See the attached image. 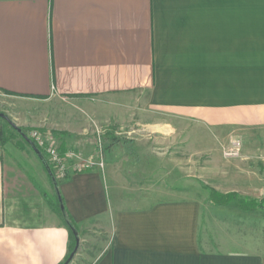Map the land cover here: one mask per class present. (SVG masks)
I'll return each mask as SVG.
<instances>
[{
  "label": "crops",
  "instance_id": "crops-1",
  "mask_svg": "<svg viewBox=\"0 0 264 264\" xmlns=\"http://www.w3.org/2000/svg\"><path fill=\"white\" fill-rule=\"evenodd\" d=\"M1 94L61 153L104 129L105 164L53 183L0 123V264L64 261L57 189L79 264H264V212L210 198H264V0H0Z\"/></svg>",
  "mask_w": 264,
  "mask_h": 264
},
{
  "label": "built area",
  "instance_id": "built-area-1",
  "mask_svg": "<svg viewBox=\"0 0 264 264\" xmlns=\"http://www.w3.org/2000/svg\"><path fill=\"white\" fill-rule=\"evenodd\" d=\"M103 133L104 129L94 128L95 153L87 157L72 150L61 153L55 140L40 131H31L27 137L43 155L54 179L59 181L66 179L73 173L103 170L105 164L102 140ZM221 154L226 160L239 158L241 154L240 140L237 138L229 140L228 144L222 147Z\"/></svg>",
  "mask_w": 264,
  "mask_h": 264
},
{
  "label": "trees",
  "instance_id": "trees-1",
  "mask_svg": "<svg viewBox=\"0 0 264 264\" xmlns=\"http://www.w3.org/2000/svg\"><path fill=\"white\" fill-rule=\"evenodd\" d=\"M7 125L9 126V124H7ZM21 133H22V131H21ZM51 179H52L53 183H55V180L53 179V177H51ZM210 198L216 205H222V206L227 205L229 202H235L237 208H239L243 211H253L256 209H264V207H263L264 198L260 202H255L252 200H245V199L238 198L237 195H235V194H227L224 196L219 195L212 190L210 191ZM47 203L49 204L51 210H53L57 214L59 220L61 221L62 226L65 228V230L67 231V234H68V252H67V256L65 257L64 261L61 263V264H64V262L67 260L69 255L74 250V247H75V236H74V234H76V233L78 234V229H77V226H76L75 222L73 221L72 217L69 215V213L65 209V206L63 204V200L60 196L58 189H57L56 204L54 202L49 201V200H47ZM60 205L63 206V209H60Z\"/></svg>",
  "mask_w": 264,
  "mask_h": 264
},
{
  "label": "rangeland",
  "instance_id": "rangeland-1",
  "mask_svg": "<svg viewBox=\"0 0 264 264\" xmlns=\"http://www.w3.org/2000/svg\"><path fill=\"white\" fill-rule=\"evenodd\" d=\"M0 96H1L2 99L7 98V96H5L3 94H1ZM11 106H12L11 104L2 103L0 101V113H3L6 116L7 115L8 116L9 115L14 116V111L12 110ZM17 122H19V121H17ZM0 123L3 126V128H5V130H11L12 131V128L9 127L2 119H0ZM31 131H35V129H32V130H29L28 132H25L24 135L27 136L28 133L31 132ZM36 131H38V130H36ZM50 136L52 138H54V140L57 141V137L56 136H54V135H50ZM238 138H240V137H238ZM246 139H248V140H246ZM245 140L247 141V142H245V146L247 148H250V149H257V148H259L260 149V152H261V153L259 152V155H260V158H261V161L260 162L263 163V161H264V137L263 136H259V135H255V137L254 136H247V137H245ZM240 141H241V143L244 144V140L242 141L241 138H240ZM221 152H222V150H221ZM245 200H247V199H245ZM54 203L56 204V202H54ZM233 203L236 206V203L235 202H233ZM263 207H264V203H263ZM256 210H259V211L264 212V209H256ZM256 210H253V211H256ZM253 211H251V212H253ZM78 237H79V234H78ZM79 242H80V237H79ZM79 250H80V243H79V247H78V250H77L76 254L74 255L73 259L71 260V262L69 264H79L78 263V260H80V258L79 257H76V255L79 253Z\"/></svg>",
  "mask_w": 264,
  "mask_h": 264
},
{
  "label": "water",
  "instance_id": "water-1",
  "mask_svg": "<svg viewBox=\"0 0 264 264\" xmlns=\"http://www.w3.org/2000/svg\"><path fill=\"white\" fill-rule=\"evenodd\" d=\"M0 119H2L3 121H5L7 124H9V126L15 130L16 132H18L23 138H25V140L34 148L37 156L41 159V161L43 162L44 166H45V169L48 173V175L50 177H53L44 157L41 155L40 151L34 146V144L28 139V137L26 135H24L23 133H21L20 129H18L12 122L11 120L6 116L4 115L3 113H0ZM54 179V177H53ZM55 180V179H54ZM56 182V180H55ZM60 209H63V206L60 205ZM75 236V247H74V250L73 252L69 255V257L67 258V260L64 262V264H69L71 262V260L73 259L74 255L76 254L77 250H78V247H79V237H78V234H74Z\"/></svg>",
  "mask_w": 264,
  "mask_h": 264
}]
</instances>
